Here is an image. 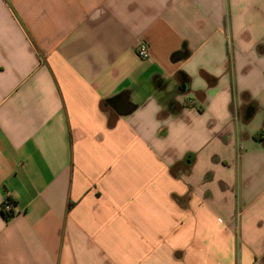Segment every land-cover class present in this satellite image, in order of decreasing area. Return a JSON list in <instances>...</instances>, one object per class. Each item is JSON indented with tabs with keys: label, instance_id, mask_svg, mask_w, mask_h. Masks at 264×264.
I'll return each instance as SVG.
<instances>
[{
	"label": "crops",
	"instance_id": "0c3cea01",
	"mask_svg": "<svg viewBox=\"0 0 264 264\" xmlns=\"http://www.w3.org/2000/svg\"><path fill=\"white\" fill-rule=\"evenodd\" d=\"M261 129L264 0H0V264H264Z\"/></svg>",
	"mask_w": 264,
	"mask_h": 264
},
{
	"label": "built area",
	"instance_id": "2783aa9c",
	"mask_svg": "<svg viewBox=\"0 0 264 264\" xmlns=\"http://www.w3.org/2000/svg\"><path fill=\"white\" fill-rule=\"evenodd\" d=\"M138 55L142 58V59H147L150 58V52L148 49V46L146 44H143L139 47L138 49ZM4 210L6 212L12 211V204L10 202H6L4 204Z\"/></svg>",
	"mask_w": 264,
	"mask_h": 264
},
{
	"label": "trees",
	"instance_id": "16d2710c",
	"mask_svg": "<svg viewBox=\"0 0 264 264\" xmlns=\"http://www.w3.org/2000/svg\"><path fill=\"white\" fill-rule=\"evenodd\" d=\"M254 140L256 141H264V129L259 130L256 132L253 136ZM72 203H70V208L72 207ZM2 213L6 220H10L13 216L11 214H8L4 209H2Z\"/></svg>",
	"mask_w": 264,
	"mask_h": 264
},
{
	"label": "water",
	"instance_id": "95a60500",
	"mask_svg": "<svg viewBox=\"0 0 264 264\" xmlns=\"http://www.w3.org/2000/svg\"><path fill=\"white\" fill-rule=\"evenodd\" d=\"M121 100H122V98H120V99L117 101V109H119L120 114H128V113H130V112L132 111L131 106H126V107H127V110H123V111L120 110V109H122V108H121V104H122ZM123 109H125L124 106H123Z\"/></svg>",
	"mask_w": 264,
	"mask_h": 264
}]
</instances>
